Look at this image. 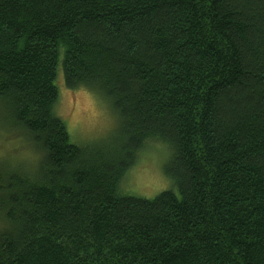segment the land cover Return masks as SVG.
Masks as SVG:
<instances>
[{
	"label": "trees",
	"instance_id": "16d2710c",
	"mask_svg": "<svg viewBox=\"0 0 264 264\" xmlns=\"http://www.w3.org/2000/svg\"><path fill=\"white\" fill-rule=\"evenodd\" d=\"M60 67L115 142L72 141ZM0 118V264H264V0H0ZM153 142L175 189L123 193Z\"/></svg>",
	"mask_w": 264,
	"mask_h": 264
},
{
	"label": "rangeland",
	"instance_id": "374dc122",
	"mask_svg": "<svg viewBox=\"0 0 264 264\" xmlns=\"http://www.w3.org/2000/svg\"><path fill=\"white\" fill-rule=\"evenodd\" d=\"M56 83L59 98L55 114L66 123L73 142L79 145L111 144L119 138L120 119L103 95L86 86L67 87L61 67ZM18 135L8 129L5 119L0 118V162L21 153L33 156L27 136ZM170 155L168 145L162 142L148 144L126 172L122 192L153 198L164 190L175 189L164 169Z\"/></svg>",
	"mask_w": 264,
	"mask_h": 264
}]
</instances>
